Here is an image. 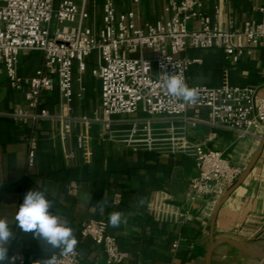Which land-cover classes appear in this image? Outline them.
I'll list each match as a JSON object with an SVG mask.
<instances>
[{
    "label": "crops",
    "instance_id": "0c3cea01",
    "mask_svg": "<svg viewBox=\"0 0 264 264\" xmlns=\"http://www.w3.org/2000/svg\"><path fill=\"white\" fill-rule=\"evenodd\" d=\"M201 2L212 22L222 30L239 28L249 20H264V0ZM116 4L119 11L132 8L130 0H116ZM165 6L166 0H141L140 22L166 20ZM182 57L202 61L191 66L192 85L218 87L228 83L252 88L264 85V47L255 49L237 64L226 61L219 50L188 49ZM95 59L96 55L88 59L83 75L85 91L73 103L76 115L89 118L100 111L101 88L93 76ZM42 64L40 53L23 52L19 74L30 77ZM78 90L75 83V91ZM24 94L25 89L12 90L7 78L0 76V219L7 220L14 232V239L8 244L10 257L22 253L26 264H44L58 250H45L46 246L31 233L16 227L18 208L29 190H46L54 202L52 212L70 222L81 264L104 263L102 249L89 239H81V225L89 220L107 224L119 248L129 255L124 264H205L212 236L215 240L232 239L252 253L264 254V148L252 172L218 209L222 198L217 201L200 198L195 202L187 199L190 182L197 176L192 157L133 151L111 140L109 132L99 124L74 127L66 150L74 152L75 158L67 163L57 136L58 123L44 122L31 128L7 116L24 105ZM44 107L50 113L58 112L56 90L45 95ZM189 115L205 119L207 112L190 111ZM133 117H115L113 128L127 130L129 124L124 121ZM33 131L38 134L39 148L36 165L28 173L26 140ZM210 134L216 135L212 141L207 140ZM187 136L222 152L232 164L245 170L261 145L264 129L255 136L239 137L199 124L196 128L189 127ZM71 183L78 185L76 193L70 191ZM116 194L122 197L119 206L112 204ZM140 197L144 198L143 205L138 203ZM102 199L108 201L103 209L97 204ZM114 211L124 213L128 223L110 227L107 220ZM174 241L180 242L175 252ZM211 264H264V258L247 256L230 244L219 242Z\"/></svg>",
    "mask_w": 264,
    "mask_h": 264
},
{
    "label": "built area",
    "instance_id": "2783aa9c",
    "mask_svg": "<svg viewBox=\"0 0 264 264\" xmlns=\"http://www.w3.org/2000/svg\"><path fill=\"white\" fill-rule=\"evenodd\" d=\"M130 1L131 9L119 11L116 0H0V76L7 78L12 90L25 89L24 105L7 116L31 128L44 122L58 123L57 136L67 163L75 153L66 150V143L78 124L102 125L111 140L133 151L192 157L197 176L190 182L187 199L217 201L244 169L206 143L189 140L187 129L204 124L239 137L255 136L264 129V85H192L191 66L202 61L182 54L188 49L219 50L226 61L237 64L264 47V20H249L239 28L222 30L212 22L201 0H166V20L140 22L141 0ZM23 52H37L43 58L42 66L30 77L19 74ZM92 55H96L93 76L101 94L100 111L89 118L76 115L73 103L85 91L83 75ZM164 72L181 75L189 87L198 90V101L185 104L170 96L164 86ZM75 83L79 85L77 92ZM55 90L58 112L50 113L44 107V97ZM201 110L207 112L205 119L189 115ZM122 116H134L124 121L129 128L114 129V118ZM215 137L210 134L207 140ZM26 142L27 170L31 173L39 148L37 132H31ZM78 142L81 146V136ZM70 191L76 193L78 185L71 183ZM112 204L121 205V195L116 194ZM80 236L102 249V264H124L129 257L104 221L84 222ZM179 246L180 242L174 241L172 250ZM52 255L57 257V264H81L77 249L74 255L63 256L60 250ZM11 257L15 264H26L22 253Z\"/></svg>",
    "mask_w": 264,
    "mask_h": 264
},
{
    "label": "clouds",
    "instance_id": "9594fccd",
    "mask_svg": "<svg viewBox=\"0 0 264 264\" xmlns=\"http://www.w3.org/2000/svg\"><path fill=\"white\" fill-rule=\"evenodd\" d=\"M164 86L168 94L185 104H194L199 99V92L194 87H189L184 78L177 74L164 72ZM140 197L138 203L144 204ZM103 209L108 201L102 199L97 202ZM54 202L49 198L46 190H29L19 206L16 214V227L25 233H31L34 238L41 241L46 249L60 250L63 256L74 255L77 238L74 229L66 218L52 212ZM107 223L112 228H119L127 224L128 219L120 211L111 212ZM14 239L13 229L7 220L0 219V264H15V258L9 256V242ZM44 264H57V257L52 255Z\"/></svg>",
    "mask_w": 264,
    "mask_h": 264
},
{
    "label": "water",
    "instance_id": "95a60500",
    "mask_svg": "<svg viewBox=\"0 0 264 264\" xmlns=\"http://www.w3.org/2000/svg\"><path fill=\"white\" fill-rule=\"evenodd\" d=\"M264 148V137L262 139L261 145L257 151V153L255 154L254 158L252 159V161L249 163V165L246 167V169L244 170L243 174L241 175V177L236 181V183L230 187L226 193L223 195L219 205H218V209L221 207V205L230 197V195L245 181V179L248 177V175L252 172V170L254 169L257 161L259 160L262 151ZM219 242H226L228 244H230L231 246H233L234 248H236L238 251H240L241 253L253 257V258H264V254H255L252 253L248 250H246L244 247H242L241 245H239L237 242H235L232 239H228V238H221V239H214L212 236L206 257H205V264H211V260H212V256L214 253V250L217 246V244Z\"/></svg>",
    "mask_w": 264,
    "mask_h": 264
}]
</instances>
